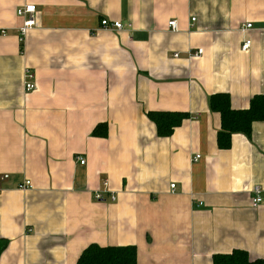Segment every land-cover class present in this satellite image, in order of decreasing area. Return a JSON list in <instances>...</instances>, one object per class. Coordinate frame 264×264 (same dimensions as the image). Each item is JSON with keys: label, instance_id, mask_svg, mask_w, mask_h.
<instances>
[{"label": "crops", "instance_id": "0c3cea01", "mask_svg": "<svg viewBox=\"0 0 264 264\" xmlns=\"http://www.w3.org/2000/svg\"><path fill=\"white\" fill-rule=\"evenodd\" d=\"M0 31V264H77L92 244L135 246L138 264L264 260V122L220 150L210 106L264 95V0H0ZM150 112L190 119L161 138Z\"/></svg>", "mask_w": 264, "mask_h": 264}, {"label": "trees", "instance_id": "16d2710c", "mask_svg": "<svg viewBox=\"0 0 264 264\" xmlns=\"http://www.w3.org/2000/svg\"><path fill=\"white\" fill-rule=\"evenodd\" d=\"M210 106L212 112L221 118V130L218 133L220 150H230L234 135L250 137L254 125L264 122V95L254 96L249 108L244 110L233 109L228 94L212 96ZM147 117L155 124L161 138L171 137L190 119V115L183 112H150ZM93 135L100 138L107 136V126L97 127ZM5 248L6 243L1 242L0 252ZM77 264H138V250L135 246L101 247L92 244L84 250ZM213 264H264V260H252L247 252L235 250L231 254L214 256Z\"/></svg>", "mask_w": 264, "mask_h": 264}, {"label": "built area", "instance_id": "2783aa9c", "mask_svg": "<svg viewBox=\"0 0 264 264\" xmlns=\"http://www.w3.org/2000/svg\"><path fill=\"white\" fill-rule=\"evenodd\" d=\"M16 14L19 18L23 19V25L19 29L20 42L23 43L28 32L31 29L38 27L37 18H36L37 7L33 4H28L18 9ZM193 21L195 20L193 19ZM169 25L172 31L174 32L178 31V25L176 21L171 22ZM101 28L105 31H112V32H122V31H132L133 30L132 24H124L119 21H109L106 19L101 21ZM251 28H252V24H248L246 27V29H251ZM5 35H6L5 31H0V37L1 36L3 37ZM250 48H251V41L246 40L243 43L242 51L248 52ZM200 52L202 53V51ZM26 78H27V82H25L24 90H25V93L29 94V93L34 92L37 89V86H36V83H34L33 81V74L31 72L27 71ZM199 159L200 157H197L194 160L197 161ZM78 160H79L80 165L83 166L86 164V161L84 159L79 158ZM8 178L9 176L5 175L1 178V180L4 181V180H7ZM20 188L21 190H24V191L31 188V182L27 181ZM103 188H104L103 191H97L95 193V199L98 201H102L103 194L108 193V189H109L108 181L104 182ZM171 188L175 189V185H172ZM112 201H116V198L114 196L112 197ZM261 204H262L261 188L256 187L253 190L252 206L254 209H257Z\"/></svg>", "mask_w": 264, "mask_h": 264}]
</instances>
